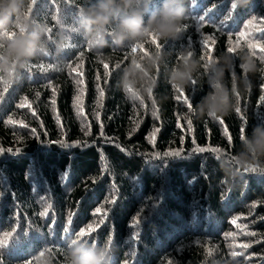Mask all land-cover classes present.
I'll list each match as a JSON object with an SVG mask.
<instances>
[{
	"label": "trees",
	"instance_id": "16d2710c",
	"mask_svg": "<svg viewBox=\"0 0 264 264\" xmlns=\"http://www.w3.org/2000/svg\"><path fill=\"white\" fill-rule=\"evenodd\" d=\"M89 2L32 0L25 18L74 46L28 61L6 90L0 80V264H64L65 242L104 213L84 239L108 245L112 264H264V167L237 168L225 181L219 163L264 121V0L235 10L233 0H192L180 36L159 41L148 90L131 93L124 70L157 48L151 38L136 52L90 48L70 31ZM229 47L237 57L229 87L242 52L258 69L251 87L221 118L197 117L206 78L197 74L181 95L167 70L184 48L203 62Z\"/></svg>",
	"mask_w": 264,
	"mask_h": 264
},
{
	"label": "clouds",
	"instance_id": "9594fccd",
	"mask_svg": "<svg viewBox=\"0 0 264 264\" xmlns=\"http://www.w3.org/2000/svg\"><path fill=\"white\" fill-rule=\"evenodd\" d=\"M192 0H95L81 6L74 14L75 30L87 45L96 50L105 47L136 48L151 37L168 42L177 39L185 28ZM237 8H245L251 0H233ZM32 0H0V79L11 82L17 70L37 56H60L69 45V37L59 31L49 40V25L43 20L25 18ZM15 32L12 39L7 33ZM51 45V47H50ZM178 62L168 68V78L176 90L187 88L197 74L206 78L208 91L196 103L193 114L197 117L219 119L234 107V98L241 89L251 87L250 74L258 71L251 55H239L241 76L232 80L229 87L226 78L234 75L236 59L226 51L211 61L196 59L195 52L184 48ZM162 58V48L154 49L143 60L133 59L124 70L121 87L128 91L140 85L148 90L150 72ZM202 70V73H201ZM223 179H232L237 168L264 167V121L253 125L251 133L241 138L239 150L234 156H222L219 160ZM112 252L108 245L89 243L72 237L65 242L64 264H112Z\"/></svg>",
	"mask_w": 264,
	"mask_h": 264
},
{
	"label": "snow or ice",
	"instance_id": "6c2138e0",
	"mask_svg": "<svg viewBox=\"0 0 264 264\" xmlns=\"http://www.w3.org/2000/svg\"><path fill=\"white\" fill-rule=\"evenodd\" d=\"M235 9H237L236 5H235L234 3H232V4H231V10H235ZM28 15H29V14H28ZM56 19H57V22L59 23V19H58V17H56ZM70 31H75L74 27L71 28ZM6 35H7L8 39H12V38L16 35V33H15V32H11V33H7ZM244 35H245V34H244L243 32L239 33V36H240V37H243ZM49 40H52V37H51V30H50V29H49ZM151 42L156 46L157 49L160 48L159 41H158L154 36L151 37ZM69 46H74V45H71V44L69 43L68 47H69ZM141 47H142V45H139V46H137L136 48L132 49V51H133V52H136V51H137L139 48H141ZM207 47H208V45L205 44V48H206V49H207ZM258 47H259V46H258ZM259 50H260L261 53H264V47H259ZM228 51H229L230 53H232V52L234 51V49H233L232 47H229ZM253 54H255V53H253ZM180 59H182V57H179L178 61H179ZM202 59H206L207 61H211V60H212V58H211L210 56L202 57ZM44 67H45L44 65H40V70L43 71V70H44ZM103 67H104L105 69H107V68L109 67V65H108L107 63H104V64H103ZM0 80H2V79H0ZM2 81H3V80H2ZM3 83H4V85H5V90H6V86H7L8 82L3 81ZM81 83H83L82 80H81ZM128 91L131 93V92H132V89L129 88ZM149 91H150V89H149ZM177 92H180L181 95H184L183 92H182V90H177ZM103 95H104L103 90H101V91H100V96L103 97ZM76 100H77V102H79L80 97L77 96V97H76ZM262 100H264V97H262ZM185 102H187V98H186V97H185ZM189 107H191L190 104H189ZM237 111H239V108H237ZM190 123H191V122L189 121V124H190ZM242 137H243V136H242ZM242 137H241V138H242ZM9 151H12V150L9 149ZM198 151L203 152V151H205V149H204V148H200V149H198ZM213 151L219 152V149H213ZM171 155L179 156L180 153H179V152H175V153H171ZM251 170L255 171L254 168L251 169ZM100 211H101V210H100L99 208L96 209V213H100ZM106 215H107V213H104V215L101 216V218H100L98 224H102V223L104 222V218L106 217ZM69 223H70V220H69ZM233 223H235V221H233ZM98 224H97V223H91V224H89L85 229H82L80 232H78V233L76 234V237H77L78 239H81V240H86V239H84V237L90 235L92 229L95 228V227H97ZM133 227H136V225H133ZM253 234H254V233H253ZM10 235H11V233H4V240H5V241L8 240L9 237H10ZM0 243H2V242H0ZM109 243H110V242H109ZM242 247L247 248V247H249V245H248V244H244V245H242Z\"/></svg>",
	"mask_w": 264,
	"mask_h": 264
}]
</instances>
